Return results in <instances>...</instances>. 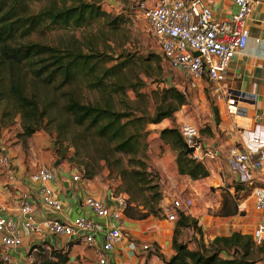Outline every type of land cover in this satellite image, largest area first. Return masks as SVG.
<instances>
[{
    "label": "trees",
    "instance_id": "1",
    "mask_svg": "<svg viewBox=\"0 0 264 264\" xmlns=\"http://www.w3.org/2000/svg\"><path fill=\"white\" fill-rule=\"evenodd\" d=\"M100 1L0 0V103L6 109L3 115H18L21 136L29 138L44 129V120L50 122L55 106H59L60 113L68 116L73 124L92 130L110 145L112 153L126 156L130 166L140 168L126 173L140 189L148 183V165L139 157L147 149L146 126L168 119L172 127L159 131L158 139L175 153L177 174L191 180L208 177L205 165L191 158L176 124L179 110L188 103L184 91L171 85L144 92L147 86L144 80L126 78L129 59H104L92 51L85 53L77 40L63 47L31 40L38 30H79L96 20H104L108 14L99 5ZM36 4L40 5L38 10ZM118 22L119 18H114L108 24L115 26ZM108 60L116 63L105 67ZM158 81L167 83L163 79ZM204 85H208L206 80ZM81 86L96 92L98 97L90 102L83 101L76 94ZM52 92L55 99L44 96ZM128 92L133 93V100H128ZM117 104L123 105L125 110L117 109ZM140 104L143 109L138 107ZM211 109L218 125V110L214 106ZM241 187L236 186L235 192L243 190ZM144 190L150 192V197L136 211L140 220L158 216L160 212L155 209L161 200L158 185L147 186ZM248 195L249 191H244L240 198ZM130 210L127 207L124 216L135 219ZM235 215L243 213L238 211L231 195L223 191L218 216ZM183 228H191L201 237L197 223L178 213L171 238L174 254L165 264H257L264 258V241L255 246L250 234L233 231L227 236L214 237L207 245L200 242L188 248L187 243L180 240ZM38 254L43 258L40 264H67L69 261L63 250L54 247H49V252L38 249ZM157 256L164 261L161 255Z\"/></svg>",
    "mask_w": 264,
    "mask_h": 264
},
{
    "label": "built area",
    "instance_id": "2",
    "mask_svg": "<svg viewBox=\"0 0 264 264\" xmlns=\"http://www.w3.org/2000/svg\"><path fill=\"white\" fill-rule=\"evenodd\" d=\"M236 12L228 19L219 18L203 0H130L129 11L134 10L155 40L161 57L172 70L184 74L191 90H200L204 80L210 85V92L218 99L226 98L221 89L231 59L243 52L248 42L247 21L260 0H232ZM198 53V56H195ZM234 129L236 126H233ZM179 132L186 147L192 148L191 158L196 162L214 160L219 157L217 149L203 147L199 129L190 123H181ZM224 160L229 174L236 177V183L249 191L247 199L252 202L256 214H264V114L253 116L252 127L238 133L237 142L227 148ZM0 168L7 185L15 182V169L7 150L0 145ZM56 174L42 165L30 174V181L36 185V196L46 208L60 212L63 205L54 199L50 183ZM73 183L84 182L72 175ZM244 201V200H243ZM17 207L22 217V227L28 233L41 231L57 242L73 240L86 247H95L96 235L101 236L100 249L96 250L97 263L106 264L108 256L123 240L122 219L128 207L122 195L114 198V206L92 196H85L83 203L90 217L78 216L66 223L54 218L38 219L39 207L29 191L18 193ZM193 206L191 198L169 196L161 203L160 215L169 223L177 219L178 213L189 216ZM253 244L264 241V223L253 227L250 232ZM23 245L12 219L0 213V260L3 264H14L11 252ZM133 243L128 246L132 247ZM32 247H35L31 249ZM30 248L25 264H35L33 254L45 248L39 243ZM140 251L151 253L148 245H141ZM142 264H160L158 260H147Z\"/></svg>",
    "mask_w": 264,
    "mask_h": 264
},
{
    "label": "crops",
    "instance_id": "3",
    "mask_svg": "<svg viewBox=\"0 0 264 264\" xmlns=\"http://www.w3.org/2000/svg\"><path fill=\"white\" fill-rule=\"evenodd\" d=\"M203 1L219 18L228 19L236 12V7L233 5L232 0ZM247 29V46L243 52L231 59L225 73V81L221 84L223 93L227 95V99L221 98L220 100L223 102L218 105L219 119L221 121L219 120L218 125L215 122H210L209 127L212 136L200 135L199 130L198 141L200 144L203 147L219 151V157L216 159L202 162L208 170L209 176L204 179L191 180L188 177L178 175L175 153L173 151V153L166 151L161 153L159 149L157 157H150L153 167L157 168L161 176L166 180L165 182L161 181L159 207L161 203L168 201L169 196L176 195L178 192L192 196L194 198L193 206L188 217L194 220L200 229L205 219V209L212 207V203H216L215 207L218 208L223 191H227L231 195L237 204L239 212L243 210L241 207L247 202V199L240 198L244 191L247 190L241 187L243 190L235 192V187H240V185L236 183V177L228 173L224 154L227 148L232 147L237 142V136L240 131L252 127L254 114H264V0H260V3L249 16ZM176 124L179 127L178 119H176ZM234 125L236 126L235 129ZM171 127L172 122L168 119H164L158 124H150L147 130L157 131V133L153 134V139H157L158 148L163 145L158 140L159 131ZM21 144L22 142L19 141V144L15 143L12 146H9V144L8 146L1 145L7 150L15 169V182L12 185H7L0 168V213L15 222L16 232L23 241V245L18 251L11 252L14 264H25L24 260L30 248L39 243H44L47 249L54 247L55 249L63 250V253H66L69 258L67 264H98L95 251L100 249V235H96L95 247H86L73 240L57 242L43 231L38 234L28 233L22 227V217L18 211L16 199L19 192L29 191L39 207L38 219L54 218L69 223L78 216H91L83 203L85 196H92L105 201L109 206H114L116 195L104 184L87 180L82 183H73L70 173H67L64 169L51 168L56 176L50 183V188L54 199L62 203L63 209L60 212H54L46 208L36 196V185L29 179L30 174L37 167V160L31 154H26L22 150ZM166 147H168L167 144L164 148ZM147 153L150 154L149 151ZM211 188H216L217 190L210 194ZM214 196H216L215 200ZM195 202L199 203L201 208H195ZM238 217L239 215L216 218L226 223L235 221ZM259 218L261 219V217H258L260 222ZM122 226L124 238L116 246L114 252L108 256L106 264H142L147 260H158L160 264H165L164 262L174 254L171 248L174 226L173 223L165 221L164 218L159 219L158 216H149L140 220L123 216ZM215 228L216 234L209 238L210 242L216 236H227L230 234H220L218 225H215ZM180 232H186L191 236L197 237L196 232L191 228H183ZM199 240L200 237H198ZM131 242L133 243L132 247L128 246ZM182 242H186L188 248L195 247L191 244V241ZM143 244L151 248V253L143 254L139 251V247ZM154 245H156V248ZM157 255H161L164 261H161ZM257 264H264V260L257 262Z\"/></svg>",
    "mask_w": 264,
    "mask_h": 264
},
{
    "label": "rangeland",
    "instance_id": "4",
    "mask_svg": "<svg viewBox=\"0 0 264 264\" xmlns=\"http://www.w3.org/2000/svg\"><path fill=\"white\" fill-rule=\"evenodd\" d=\"M114 1L116 4H112L108 0L100 1L99 5L108 14V17L104 20H96L79 30H38L32 34L31 40L52 47H63L77 40L85 53L92 51L100 54L104 59H129L130 63L125 69L127 79L134 81V78L137 77L144 80L147 86L143 91L147 93L165 86H177V89L184 91L188 98V103L178 113V124L185 122L196 125L200 130V135L212 136L209 127L210 122L214 123L211 108L213 106L216 107L219 113L218 105L222 104L223 101L210 93L209 85H203L200 90L189 89L184 74L178 70L170 69L163 61L159 48L148 33L144 21L136 16L134 10H127L130 6V0ZM34 6L36 10L40 8L39 4ZM114 18H119V22L115 26L109 25L108 22ZM115 63L116 61L114 60H108L104 66L110 67ZM159 79H163L167 83H161L158 81ZM76 94L85 102H90L98 97L96 92H90L83 86L78 88ZM44 96H47V99H49V96L51 99L56 98L53 92L47 95L44 94ZM127 96L128 100L134 99L132 92H128ZM138 107L140 109L144 108L141 104ZM55 108L56 112L55 110L53 111L52 120L50 122L44 120V129L35 132L29 138H23L21 136L22 130L19 116H12V114L4 116L3 113L6 109L0 103V145L8 146L9 144V146H12L15 143L19 144V141H21L22 150L26 154H31L37 160V166L64 169L70 175L78 176L81 181L87 180L106 185L116 196L122 195L127 199L128 207L131 209L130 214L137 219L136 211L141 209L145 205V199L150 197V192L144 189L147 186L154 185H158V189H160L162 186L161 181H166L159 170L153 167L150 157H157L159 149L161 153L165 151L173 153L169 149L170 147L164 148L166 144H163L158 148L157 139H153V134L157 133V131L147 130L150 125L146 126L145 143L147 149L139 157L148 165L147 169L149 170H146L148 183L143 184L144 187L140 189L138 185L133 184V180L126 174L132 169L140 170L138 166H130L127 163L126 156L112 153L110 145L105 140L100 139L92 130H88L85 126H76L68 116L60 113L59 106H55ZM116 108L121 111L125 110V107L121 104H117ZM148 151L150 154L147 153ZM215 190L217 189L211 188L210 194ZM176 195L194 199L184 193L178 192ZM244 198L247 199V197ZM215 199L216 196H214ZM215 204L212 203V207L205 209V219L200 229L201 237L198 235L194 237L186 232H180V240L191 241L194 246L200 242L207 245L210 243L209 238L216 234L215 225L219 226L220 234L231 233L232 231L250 234L253 226L264 223V214L260 215L254 212L250 199H247V202L241 207L243 210L240 211L243 215H239L235 221L226 223L216 218L219 217L218 210L220 206L216 208ZM200 206L199 203H194L195 208H201ZM155 209H159V206H155ZM258 217H261V219L259 218L260 222ZM158 218L163 219L160 212ZM175 224L176 221L173 222L174 227ZM213 227L214 229H212ZM198 237H200L199 241ZM140 249L141 246L139 251ZM45 251L49 252V250ZM140 252L147 254V252ZM33 257L35 264L42 262L43 258L39 256L38 252H35ZM0 264H3L1 260Z\"/></svg>",
    "mask_w": 264,
    "mask_h": 264
},
{
    "label": "water",
    "instance_id": "5",
    "mask_svg": "<svg viewBox=\"0 0 264 264\" xmlns=\"http://www.w3.org/2000/svg\"><path fill=\"white\" fill-rule=\"evenodd\" d=\"M110 3H112V4H116V2L114 1V0H108ZM199 54L198 53H195V56H198ZM190 152H192L193 151V149L192 148H189L188 149ZM55 166H56V164H54Z\"/></svg>",
    "mask_w": 264,
    "mask_h": 264
}]
</instances>
